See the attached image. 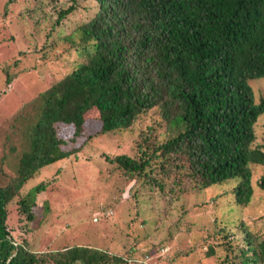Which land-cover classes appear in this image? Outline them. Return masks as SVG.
Here are the masks:
<instances>
[{
  "label": "trees",
  "instance_id": "16d2710c",
  "mask_svg": "<svg viewBox=\"0 0 264 264\" xmlns=\"http://www.w3.org/2000/svg\"><path fill=\"white\" fill-rule=\"evenodd\" d=\"M69 1L53 23L81 1L87 18L61 35V48L77 56L39 93L28 149L17 158L16 174L0 183V264L124 263L85 240L37 252L18 242L6 223L13 200L30 221L36 195L54 178L40 179L22 195L28 180L93 138L74 144L91 109L101 121L96 135L138 129L131 152L106 160L124 175L142 177L151 193L169 198V207L187 192L222 190L211 198L214 210L206 222L208 235L217 234L225 251L216 264H264V233L238 214L256 187L264 191V171L252 170L264 167V144L256 142L264 97L253 99L249 83L264 76V0ZM10 74L6 69L7 82ZM59 121L73 125L70 138L58 136ZM196 206L178 214L187 216V225ZM214 251L210 244L208 255Z\"/></svg>",
  "mask_w": 264,
  "mask_h": 264
},
{
  "label": "rangeland",
  "instance_id": "374dc122",
  "mask_svg": "<svg viewBox=\"0 0 264 264\" xmlns=\"http://www.w3.org/2000/svg\"><path fill=\"white\" fill-rule=\"evenodd\" d=\"M69 2L0 0L1 184L16 174L17 158L28 149L39 93L63 75L77 56L73 49L61 48V35L87 18L83 8L86 2L81 1L82 6L53 23L56 10ZM51 42H55L52 48ZM6 69L11 73L8 82ZM249 83L253 99L264 97V76L254 77ZM84 116L83 132L74 144L86 135L93 138L68 158L44 165L38 177L28 180L21 189L23 195L40 179L54 178L47 181L30 206L33 218L26 221L17 210V201L7 204L6 223L12 236L18 242L25 240L37 252L85 240L89 246L121 256L123 264H216L224 258L220 238L215 233L208 235L212 226L206 224L211 218L209 212L214 210L210 200L222 190L210 187L206 192L184 193L175 197L170 209L169 198L157 191L151 193L142 177L124 175L115 161L106 160L119 152H131V138L138 129L96 135L101 128L96 111L91 109ZM56 124L58 136L67 139L73 135L72 124ZM256 134V142L264 144V117L256 124ZM252 170L258 174L264 167L256 165ZM202 201L207 203L198 207ZM191 205L197 206L189 212L187 225V216L178 214ZM238 214L251 230L264 233V191L256 187L253 200ZM20 227L27 230L26 234ZM210 244L215 246L213 255H208Z\"/></svg>",
  "mask_w": 264,
  "mask_h": 264
}]
</instances>
